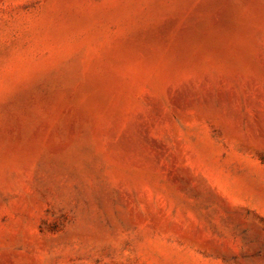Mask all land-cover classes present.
<instances>
[{
  "label": "rangeland",
  "instance_id": "obj_1",
  "mask_svg": "<svg viewBox=\"0 0 264 264\" xmlns=\"http://www.w3.org/2000/svg\"><path fill=\"white\" fill-rule=\"evenodd\" d=\"M0 264H264V0H0Z\"/></svg>",
  "mask_w": 264,
  "mask_h": 264
}]
</instances>
